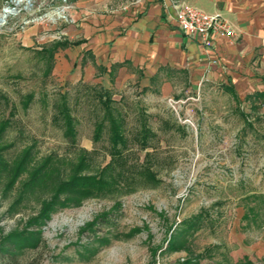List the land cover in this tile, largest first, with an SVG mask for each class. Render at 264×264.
Instances as JSON below:
<instances>
[{
    "label": "rangeland",
    "instance_id": "rangeland-1",
    "mask_svg": "<svg viewBox=\"0 0 264 264\" xmlns=\"http://www.w3.org/2000/svg\"><path fill=\"white\" fill-rule=\"evenodd\" d=\"M14 1L0 0V15L6 7L14 9L0 24V118L14 110L3 138V157L13 164L30 147L31 167L48 163L32 185L25 184L26 171L14 181L0 170V238L24 228L40 230L37 245L19 251V260L264 264V102L251 106L245 97L264 88L259 49L248 63L250 69L234 84L238 99L222 87L233 82L224 69L222 79L206 80L200 71L179 74L168 93L159 91L161 87L142 91L137 79L107 83L124 116L128 163L137 170L148 167L157 182L137 173L114 172V183L99 194L78 206L57 207L43 225L26 226L58 180L73 172L80 149L89 151L87 174L101 170L110 155L107 133L98 140L93 136L95 121L102 116L95 96L102 83L73 81L71 62L55 70L58 58H64L56 54L47 72L39 54L42 45L77 40L75 32L83 27L75 3L82 0ZM63 92L76 118L75 145L52 121L54 103ZM29 93L33 99L25 108ZM143 117L155 134L146 147L136 138ZM185 220L195 223L189 226ZM170 238L181 245L178 250L167 248Z\"/></svg>",
    "mask_w": 264,
    "mask_h": 264
},
{
    "label": "crops",
    "instance_id": "crops-1",
    "mask_svg": "<svg viewBox=\"0 0 264 264\" xmlns=\"http://www.w3.org/2000/svg\"><path fill=\"white\" fill-rule=\"evenodd\" d=\"M177 1L206 13L218 12L235 28L237 43L217 41L216 66H209L212 56L178 29L172 20L171 0H82L75 3L76 17L83 27L75 32V41L83 42L59 50L56 55L64 58L61 62L58 58L55 70L68 68L71 62L73 81L102 83L109 88L107 83L137 79L141 87H153L155 91L161 87L159 91L168 93L179 74L193 76L196 71L213 80L222 79L224 69L233 82L222 87L233 88L240 75L250 69L254 51L260 50L264 62V0ZM262 66L264 70V63Z\"/></svg>",
    "mask_w": 264,
    "mask_h": 264
},
{
    "label": "trees",
    "instance_id": "trees-1",
    "mask_svg": "<svg viewBox=\"0 0 264 264\" xmlns=\"http://www.w3.org/2000/svg\"><path fill=\"white\" fill-rule=\"evenodd\" d=\"M82 42L83 41H68L67 39H62L53 41L49 45L41 46L39 54L46 60L47 72H50L53 68L54 55L59 50L77 46ZM223 88L232 93L235 99H238L237 94L231 86L224 85ZM141 90L153 91V87H142ZM95 96L97 102L101 105L102 116L95 121L93 136L95 140H98L103 136L104 132L107 133L110 160L97 173L87 174L85 171L88 169L89 163L86 156L89 154V151L84 148L80 149V157L73 172L69 174L67 179L60 178L58 180L54 186L55 190L51 197L42 200L39 212L30 217L26 222L27 227L45 224L49 220L51 213L55 211L57 207L78 206L84 199L99 194L103 188L110 187V183H114V181L111 180V175H113L114 172H117L116 175L119 176L126 172L132 174L137 173L144 175L147 180L157 182L155 174L148 167H144L143 171L142 167L137 170L134 165L129 164L127 161L128 142L124 133V116L119 108L114 105L115 100L112 97L113 91L109 88L98 86ZM24 98L23 106L26 108L32 101L33 94H26ZM246 99L249 100L251 106H254V103H263L264 89L247 94ZM13 112L14 110L12 108L9 111L8 117L0 118V170L6 171L7 175H11L14 181L26 171L28 172V177L25 180V184L32 185L45 173L48 163L44 161L31 167L33 165V157L30 155V147L25 148L21 155L16 157V160H13V164L15 165L7 163L8 160L3 157V152L7 149V144L3 143V138L10 124ZM242 114L246 116L245 113ZM52 121L60 127L62 135L68 143L75 145L77 136L76 118L71 111L66 92L61 93L54 103ZM154 135V132L147 127L146 120L143 117L136 136L141 146L146 147L148 139ZM184 223L191 226L194 225L195 221L185 220ZM39 239L40 230L30 231L27 230V228H24L22 231H12L3 235L0 238V264H23L18 258L19 251L27 246H36ZM180 246L181 245L178 246L175 238H170L168 240L167 248L169 250H178ZM27 264L38 263L32 260ZM237 264H241V262Z\"/></svg>",
    "mask_w": 264,
    "mask_h": 264
},
{
    "label": "built area",
    "instance_id": "built-area-1",
    "mask_svg": "<svg viewBox=\"0 0 264 264\" xmlns=\"http://www.w3.org/2000/svg\"><path fill=\"white\" fill-rule=\"evenodd\" d=\"M172 20L178 29L190 40L196 42L212 57L209 66H216V45L219 40L228 42L238 38L233 25L220 13H206L185 2L171 0Z\"/></svg>",
    "mask_w": 264,
    "mask_h": 264
},
{
    "label": "bare ground",
    "instance_id": "bare-ground-1",
    "mask_svg": "<svg viewBox=\"0 0 264 264\" xmlns=\"http://www.w3.org/2000/svg\"><path fill=\"white\" fill-rule=\"evenodd\" d=\"M26 1H32V0H15L13 3L15 5H19L20 3L22 2H26ZM14 14V9H12V7H6L2 14L0 15V24L4 23L6 18L9 16V15H13Z\"/></svg>",
    "mask_w": 264,
    "mask_h": 264
}]
</instances>
